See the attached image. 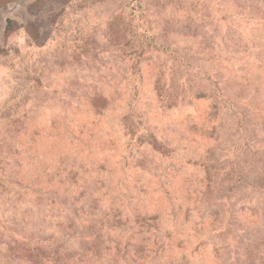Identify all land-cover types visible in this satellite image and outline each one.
Returning <instances> with one entry per match:
<instances>
[{"label":"rangeland","instance_id":"1","mask_svg":"<svg viewBox=\"0 0 264 264\" xmlns=\"http://www.w3.org/2000/svg\"><path fill=\"white\" fill-rule=\"evenodd\" d=\"M0 264H264V0H0Z\"/></svg>","mask_w":264,"mask_h":264}]
</instances>
